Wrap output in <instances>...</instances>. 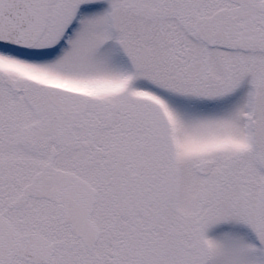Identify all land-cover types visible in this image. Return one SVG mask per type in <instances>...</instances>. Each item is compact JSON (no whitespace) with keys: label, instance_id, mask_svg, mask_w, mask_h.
I'll use <instances>...</instances> for the list:
<instances>
[{"label":"snow or ice","instance_id":"6c2138e0","mask_svg":"<svg viewBox=\"0 0 264 264\" xmlns=\"http://www.w3.org/2000/svg\"><path fill=\"white\" fill-rule=\"evenodd\" d=\"M0 264H264V0H0Z\"/></svg>","mask_w":264,"mask_h":264}]
</instances>
